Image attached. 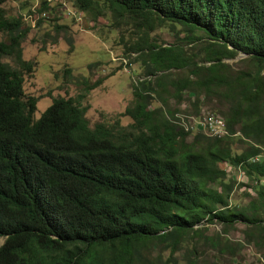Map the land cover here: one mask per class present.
Listing matches in <instances>:
<instances>
[{
	"label": "trees",
	"instance_id": "obj_1",
	"mask_svg": "<svg viewBox=\"0 0 264 264\" xmlns=\"http://www.w3.org/2000/svg\"><path fill=\"white\" fill-rule=\"evenodd\" d=\"M3 1L0 264H177L184 238L204 222H242L246 240L264 246V0H71L93 18L109 14L114 28L118 19L132 25L123 44L144 67L119 117L93 125L85 94L53 97L34 116L38 98L23 84L36 61L23 58L26 29ZM163 26L181 27L185 43L149 38ZM238 54L247 68L235 71L224 60ZM212 97L227 103L209 109L227 135L174 121L182 104L200 115ZM236 140L247 148L235 151ZM227 168L245 177L238 185L252 196L247 204L229 206L236 181Z\"/></svg>",
	"mask_w": 264,
	"mask_h": 264
},
{
	"label": "rangeland",
	"instance_id": "obj_2",
	"mask_svg": "<svg viewBox=\"0 0 264 264\" xmlns=\"http://www.w3.org/2000/svg\"><path fill=\"white\" fill-rule=\"evenodd\" d=\"M41 1L4 0L2 3L5 15L21 18L22 27L26 29V35L21 41L23 58L36 61L34 72L25 76L23 84L26 93L38 98L34 116L38 117L50 105L53 97L85 94L84 103L88 106L86 117L90 125L101 120L111 122L131 103L132 85L137 77L143 76L144 67L137 59L138 53L126 50L123 44L124 41H131L135 29L122 19L117 20L120 28H114V19L107 13L93 18L87 12H80L83 18L78 22L65 10L66 5L70 7L71 0H45L48 8L41 11L38 9ZM56 25H64L65 29L58 31ZM180 28L163 26L149 34V38L162 44H183L185 39L179 38L184 35V31ZM201 34L199 31L196 33ZM5 38V34L0 32V40ZM184 45L188 49L193 47L191 43ZM244 57L238 54L224 61L235 71L244 70L247 68L246 62L242 61ZM176 76H181L178 71L173 72V77ZM99 78L102 80L96 87L85 90L87 84ZM205 104L203 113L197 115L201 119L209 118L210 110L221 111L227 106L225 101L216 97L207 99ZM182 105L183 114L195 115L185 113L186 105ZM169 106L177 107L172 98L169 99ZM120 119L122 124L130 121L126 116ZM246 148L244 142L236 140L233 143L234 150L242 151ZM228 168L227 176L236 181L228 199L229 206L245 205L252 197L245 187L238 185V182L246 181L245 177L240 171ZM199 227V232H192L184 238L181 249L175 254L177 264H187V259L195 261V264L264 262V246L255 247L246 240V225L242 222H234L226 229L218 222H204ZM2 240L0 238V242ZM220 247L223 249H218ZM164 254L168 256V250H164Z\"/></svg>",
	"mask_w": 264,
	"mask_h": 264
},
{
	"label": "bare ground",
	"instance_id": "obj_3",
	"mask_svg": "<svg viewBox=\"0 0 264 264\" xmlns=\"http://www.w3.org/2000/svg\"><path fill=\"white\" fill-rule=\"evenodd\" d=\"M74 11H75L74 12L75 15L81 14L80 11H77L76 9H74ZM185 113H186V111H185ZM202 113H203V111H202ZM174 117H175L174 121L176 123H178L183 129L188 130V131L201 132V129H202L203 133L209 137H220V136H224V135L228 134V130H227L226 126H215V125H213V122L210 119V117L206 118V119H201L200 116H197V115L190 116L189 114H183L181 111L175 112ZM197 119H199V126H196V120ZM218 122L224 124V121L221 118H218ZM192 127H193V129H192Z\"/></svg>",
	"mask_w": 264,
	"mask_h": 264
},
{
	"label": "built area",
	"instance_id": "obj_4",
	"mask_svg": "<svg viewBox=\"0 0 264 264\" xmlns=\"http://www.w3.org/2000/svg\"><path fill=\"white\" fill-rule=\"evenodd\" d=\"M65 7H66L65 10L67 11L68 14H71L74 17V19H76L78 22H81V20L83 18L82 15H75L74 8H69L67 5ZM210 119L212 120L213 125H215V126H226V125L218 122V115L215 112L210 111ZM196 126H199V119L196 120ZM192 129H193V127H192ZM201 132H203L202 129H201Z\"/></svg>",
	"mask_w": 264,
	"mask_h": 264
}]
</instances>
